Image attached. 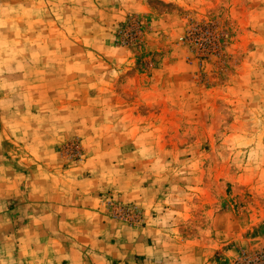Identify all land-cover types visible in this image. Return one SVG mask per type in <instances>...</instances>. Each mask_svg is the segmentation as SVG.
Masks as SVG:
<instances>
[{"label":"clouds","instance_id":"1","mask_svg":"<svg viewBox=\"0 0 264 264\" xmlns=\"http://www.w3.org/2000/svg\"><path fill=\"white\" fill-rule=\"evenodd\" d=\"M0 264H264V0H0Z\"/></svg>","mask_w":264,"mask_h":264}]
</instances>
